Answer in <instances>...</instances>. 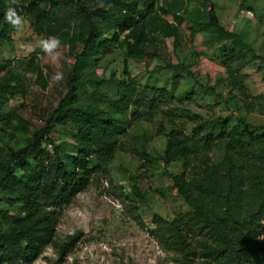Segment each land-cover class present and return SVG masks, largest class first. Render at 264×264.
<instances>
[{
  "label": "rangeland",
  "instance_id": "374dc122",
  "mask_svg": "<svg viewBox=\"0 0 264 264\" xmlns=\"http://www.w3.org/2000/svg\"><path fill=\"white\" fill-rule=\"evenodd\" d=\"M83 1L92 11L105 3ZM135 1L147 37L140 44L145 55L139 59L126 54L125 42L134 43L135 29L104 30L96 48L77 60L67 45L61 44L63 55L58 65L38 46L47 32L31 14L22 16L20 29H11L5 38L0 36V85L5 94L0 107V165L6 164L10 149L23 147L36 130L46 126L68 90V81L76 77L89 90H77L78 102L111 111L119 117L118 128L123 130L116 135L106 170L57 215L55 242L60 245L72 238L60 264H235L231 250L235 245L219 235L211 223L214 216L196 214L169 174H183L192 187L193 180L204 175L206 165L223 158L222 129L230 131L241 119L255 126V134L264 136V0H213L219 23L241 35L256 54L250 58L251 53L245 50L248 62L240 67L236 62L223 64L220 47L229 42L227 38L217 40L213 29L198 28L205 19L200 10L202 0H153V8L148 10L144 0ZM18 5L26 8L28 3L18 0ZM97 22L102 27L101 16ZM2 23L0 19V31ZM167 64L175 67L167 69ZM57 71L64 73V80L50 87L49 78ZM112 74L116 79L131 80L137 91L144 86L171 88L173 99L163 107L165 114H158L152 124L134 122L131 107L125 110L121 102L112 103L128 96L127 90L110 84L102 91V84L93 83ZM223 121L225 128L220 125ZM170 122L186 132L190 144L207 146L191 154L187 166L182 160L168 165L161 160L166 138L154 133L157 124L168 127ZM67 129L65 124L50 129L41 143L46 160L51 159L54 145H61L71 155L79 152ZM24 171L17 167L15 177ZM10 200L12 197L0 192V252L16 253L19 244H28L13 236L25 228L20 221L25 213L20 202ZM255 233L264 250V214ZM57 258L55 245L46 243L24 264H54Z\"/></svg>",
  "mask_w": 264,
  "mask_h": 264
},
{
  "label": "trees",
  "instance_id": "16d2710c",
  "mask_svg": "<svg viewBox=\"0 0 264 264\" xmlns=\"http://www.w3.org/2000/svg\"><path fill=\"white\" fill-rule=\"evenodd\" d=\"M24 1L28 5L26 8L18 5L20 15L31 14L34 22L47 32L44 37L58 36L61 44L67 45L76 60L87 57L98 45V38L104 30L110 29L121 32L135 29L134 43L125 42L126 54L133 59L145 55L140 44L147 41V37L141 30V9L135 0H105L102 7L95 11L90 10L83 0ZM9 3L10 0H0V19L3 20L0 36L4 38L13 29L4 18ZM143 5L146 10L152 9L153 0H144ZM201 5L205 19L198 28L213 29V36L217 40H229L220 47L224 65L236 62L239 67L243 66L248 62L244 57L245 50L251 53L250 58L256 56L241 35L227 31L219 23L213 0H202ZM99 16L103 20L102 27L97 22ZM72 22L74 25L69 28ZM61 23L68 28L64 29ZM165 66L167 69L175 67L171 64ZM93 83L102 84V91H107L110 84L127 90L128 96L123 95L114 102L110 99L109 102H121L125 110L131 107L130 116L134 122L154 123L155 117L164 113L163 107L173 99L171 88L144 86L137 91L131 80L116 79L113 74L108 78L95 79ZM77 90L89 93L86 85L73 77L68 81L66 94L47 118L46 126L36 130L23 147L10 149L5 156L6 164L0 165V192L12 197L11 203L20 202L25 213V218L20 219L25 228L13 236L18 242L28 241L25 246L19 244L16 253L1 251L0 264H24L25 259L34 258L46 243L55 245L58 258L54 264H60L72 238L60 245L55 242L57 215L90 181L106 170L111 160L116 135L123 130L118 128L119 117H115L111 111L79 103ZM4 95L0 85V107L5 100ZM172 117L170 115L169 121L173 120ZM224 121L220 123L222 128H225ZM56 124L68 126L66 132L71 134L80 150L71 155L61 145H54L51 159L46 160L47 153L41 149V143ZM254 129L255 126L247 124L244 119L230 131L222 129L221 137L225 140L223 158L217 164L206 165L204 175L193 180L192 187L183 174H169L173 186L196 214L206 215L209 212L214 216L211 223L215 224L219 235L228 244L235 245L231 249L235 264H264V250L255 233L257 222L264 214V136L255 134ZM154 134L166 138L161 156L165 165L182 160L187 166L191 154L207 148L206 145L190 144L186 132L171 122L168 127L163 123L157 124ZM17 167L25 169L18 178L14 175ZM10 219L15 220L12 216ZM27 220L29 224H26Z\"/></svg>",
  "mask_w": 264,
  "mask_h": 264
},
{
  "label": "clouds",
  "instance_id": "9594fccd",
  "mask_svg": "<svg viewBox=\"0 0 264 264\" xmlns=\"http://www.w3.org/2000/svg\"><path fill=\"white\" fill-rule=\"evenodd\" d=\"M5 21L10 24L14 29H20L23 26L24 18L18 11V0H10L5 12ZM41 51L49 57L52 64H59L63 55L61 49V40L58 36L50 35L42 38L38 42ZM50 80V87L59 84L64 80V73L61 71L54 72Z\"/></svg>",
  "mask_w": 264,
  "mask_h": 264
}]
</instances>
